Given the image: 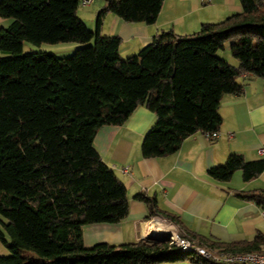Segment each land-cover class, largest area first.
Returning <instances> with one entry per match:
<instances>
[{"label":"trees","instance_id":"obj_1","mask_svg":"<svg viewBox=\"0 0 264 264\" xmlns=\"http://www.w3.org/2000/svg\"><path fill=\"white\" fill-rule=\"evenodd\" d=\"M239 2L241 11L223 21L187 35L164 32L124 58L122 38L100 32L105 15L154 24L164 0H107L95 31L78 15L81 0H0V241L10 250L0 264H224L168 240L87 247L83 227L129 214L126 186L94 144L100 127L123 125L146 106L156 121L142 154L161 157L195 133L219 131L221 100L243 94V75L264 78V0ZM26 41L86 46L59 57L24 52ZM238 170L252 181L264 172V158L233 153L208 173L230 181ZM242 196L264 210V188ZM139 198L149 206L147 218L159 211L148 197ZM162 213L180 224L177 215ZM179 235L218 252L264 251V234L233 242Z\"/></svg>","mask_w":264,"mask_h":264},{"label":"crops","instance_id":"obj_2","mask_svg":"<svg viewBox=\"0 0 264 264\" xmlns=\"http://www.w3.org/2000/svg\"><path fill=\"white\" fill-rule=\"evenodd\" d=\"M107 0H94L78 15L94 23ZM239 0H164L154 24L129 23L113 13L102 20V35L122 38L121 55L130 56L153 42L164 32L187 35L198 31L205 22H220L241 11ZM1 23L2 21L0 17ZM1 24V25H3ZM232 64L237 60L226 57ZM242 95L226 94L220 103L222 124L217 140H208L203 132L186 138L171 154L146 158L142 154L145 135L156 121L146 106H139L123 125H104L96 133L94 144L105 163L124 182L129 203L128 216L118 223H91L83 227L87 247L106 242L122 244L145 239L149 225L168 227L171 221L162 211L178 216L176 231L222 241L252 240L264 234L263 209L242 196L243 191L264 188V172L245 182L239 170L230 181L214 179L209 169L226 163L230 154L245 160L264 158L258 148L264 144V78L243 75ZM232 132L233 137L228 133ZM128 167V172L122 168ZM242 174V172H241ZM241 178V179H240ZM242 180V181H241ZM144 195L158 208L150 218L149 206L139 198ZM10 254L0 241V256ZM29 255L28 253L25 256ZM155 264H194L189 259L161 261Z\"/></svg>","mask_w":264,"mask_h":264},{"label":"built area","instance_id":"obj_3","mask_svg":"<svg viewBox=\"0 0 264 264\" xmlns=\"http://www.w3.org/2000/svg\"><path fill=\"white\" fill-rule=\"evenodd\" d=\"M94 2V0H81V4L83 6H89ZM206 138L210 141H214L220 138L221 133L219 131L214 132H203ZM233 133H228V136L231 138L233 137ZM258 154L264 156V144H262L258 148ZM123 172H128V167L122 168ZM264 215V210H263ZM169 227L176 231V226L173 222H170ZM177 232V231H176ZM178 233V232H177ZM180 239L173 240V242L181 248L183 251H195L200 256L208 260L218 261L224 264H264V251L261 252H248V253H240V254H233L227 252H218L209 250L205 247L195 245L191 243L186 238H183L179 235Z\"/></svg>","mask_w":264,"mask_h":264},{"label":"rangeland","instance_id":"obj_4","mask_svg":"<svg viewBox=\"0 0 264 264\" xmlns=\"http://www.w3.org/2000/svg\"><path fill=\"white\" fill-rule=\"evenodd\" d=\"M79 9H85L83 8V5L80 4L79 5ZM98 17H96L94 23L90 22V21H85V24L91 29V30H97L98 27ZM3 21V19H2ZM1 20H0V28H1ZM86 45L84 44H80V43H76V42H60V43H41V44H35L32 42H24L23 45V50L24 52H50L53 53L59 57H68V56H72L75 54V52L84 47ZM121 53V52H120ZM4 54L2 53V51L0 50V57L3 56ZM224 56L226 55L224 53V51H219L218 52V56ZM123 56V55H122ZM124 57V56H123ZM124 58H127V56H125ZM240 175L241 171H239ZM241 179V178H240ZM242 181V180H241ZM170 242H173V240L171 238L167 239Z\"/></svg>","mask_w":264,"mask_h":264},{"label":"bare ground","instance_id":"obj_5","mask_svg":"<svg viewBox=\"0 0 264 264\" xmlns=\"http://www.w3.org/2000/svg\"><path fill=\"white\" fill-rule=\"evenodd\" d=\"M145 233L147 235H153L156 237H169L174 240L180 239L178 236V233L171 229L169 226L168 227H163V226H158V225H149V227L145 230Z\"/></svg>","mask_w":264,"mask_h":264},{"label":"water","instance_id":"obj_6","mask_svg":"<svg viewBox=\"0 0 264 264\" xmlns=\"http://www.w3.org/2000/svg\"><path fill=\"white\" fill-rule=\"evenodd\" d=\"M145 239H149V240H167V239H169V237H156V236H153V235H149V236H146Z\"/></svg>","mask_w":264,"mask_h":264}]
</instances>
